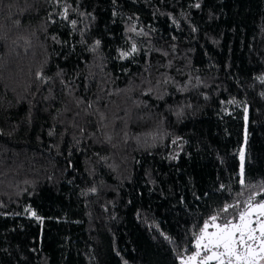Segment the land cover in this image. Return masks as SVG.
<instances>
[{
    "label": "trees",
    "instance_id": "trees-1",
    "mask_svg": "<svg viewBox=\"0 0 264 264\" xmlns=\"http://www.w3.org/2000/svg\"><path fill=\"white\" fill-rule=\"evenodd\" d=\"M262 76L264 0H0V264H179L264 189Z\"/></svg>",
    "mask_w": 264,
    "mask_h": 264
},
{
    "label": "snow or ice",
    "instance_id": "snow-or-ice-1",
    "mask_svg": "<svg viewBox=\"0 0 264 264\" xmlns=\"http://www.w3.org/2000/svg\"><path fill=\"white\" fill-rule=\"evenodd\" d=\"M194 6L200 7L198 3ZM62 15L64 19L68 18L67 7ZM71 24L75 27L76 21L72 20ZM129 31L136 32L135 26L129 28ZM136 34H142V30ZM99 44L100 41H96L97 47ZM137 51V46L133 43L130 51L120 52V57L127 59ZM258 79L264 83V76ZM245 120H247L246 108ZM240 158V184L246 186L243 152ZM238 195H243V192ZM261 197H264V189L250 193L243 201L237 200L233 204H225L220 212L205 219L198 231L193 233L194 250L189 252V249L185 248L182 253L177 254L179 264H264V198ZM230 209H232L231 215L225 216L224 214L229 213ZM26 211L31 217L43 222V218L31 208Z\"/></svg>",
    "mask_w": 264,
    "mask_h": 264
},
{
    "label": "rangeland",
    "instance_id": "rangeland-1",
    "mask_svg": "<svg viewBox=\"0 0 264 264\" xmlns=\"http://www.w3.org/2000/svg\"><path fill=\"white\" fill-rule=\"evenodd\" d=\"M242 152H243V155H244V150H242ZM248 195H249V194H247V195H243L241 198H239V200L243 201L244 199L247 198ZM261 198H264V197H261ZM234 203H235V202H234ZM232 204H233V203H232ZM231 213H232V209L229 210V213L224 214V215H225V216H228V215H231Z\"/></svg>",
    "mask_w": 264,
    "mask_h": 264
}]
</instances>
